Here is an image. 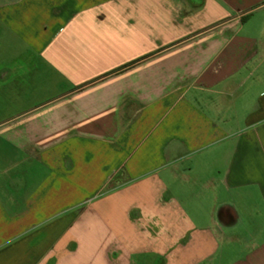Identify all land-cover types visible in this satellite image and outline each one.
<instances>
[{
	"label": "crops",
	"instance_id": "0c3cea01",
	"mask_svg": "<svg viewBox=\"0 0 264 264\" xmlns=\"http://www.w3.org/2000/svg\"><path fill=\"white\" fill-rule=\"evenodd\" d=\"M0 264H264V0H0Z\"/></svg>",
	"mask_w": 264,
	"mask_h": 264
}]
</instances>
